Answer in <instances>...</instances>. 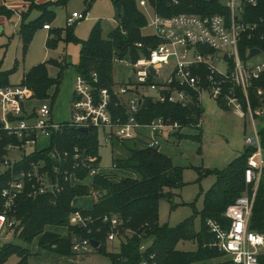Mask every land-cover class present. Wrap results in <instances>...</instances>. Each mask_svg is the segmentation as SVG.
Returning a JSON list of instances; mask_svg holds the SVG:
<instances>
[{
  "label": "built area",
  "instance_id": "1",
  "mask_svg": "<svg viewBox=\"0 0 264 264\" xmlns=\"http://www.w3.org/2000/svg\"><path fill=\"white\" fill-rule=\"evenodd\" d=\"M168 1L174 6L179 3V0ZM221 5L225 13L163 17L148 7L145 0H140L142 9L150 8L154 13L150 23L153 32L149 36L156 38L158 45L149 50L147 57L135 62L113 60L129 63L134 79L119 83L112 93L107 88L94 86L98 83L96 73H91L90 80L77 75L68 122H54L48 102L28 107L33 93L26 86L0 88V140L7 139L0 155V175L10 174L1 191L0 234L15 226L16 202L25 190L33 198L57 195L66 186H90L96 176L108 179L117 171L115 165L100 168L99 155L90 154L89 149H58L53 144L55 136L68 129L80 132L85 129L98 140L102 137L107 144L112 140H140L144 147L159 151L163 141L170 143L173 138L186 136L185 130L202 128V105L207 98L245 120L244 145L253 153L244 174L250 191L246 190L225 210L226 224L207 220L206 226L214 236L213 246L228 255L234 264H261L264 236L251 231L250 223L264 175V149L261 133L256 128L257 123L264 122V88L255 86L264 78V50L245 49L242 57L240 46L243 38L264 42V0H221ZM88 18V12L73 13L67 18V27ZM136 46L141 48L140 44ZM251 49H258L260 53L248 58ZM166 71L168 75L162 78ZM252 91L258 103L255 108ZM148 102L172 105L189 113L184 121L159 117L142 123L139 121L141 107ZM196 109H202V113L198 115ZM40 136L48 139V146L37 143ZM31 154L34 160L28 158ZM26 159H30L26 169L15 171L14 167ZM80 172H85L84 178L78 176ZM90 223L91 218L83 217L80 211H75L68 219L69 226L83 229ZM102 223L109 226L107 242L125 243V237L133 235L123 229L124 223L117 216H106ZM91 240L94 239L72 236V253H91ZM145 246L142 242L138 248L139 264H157L155 254Z\"/></svg>",
  "mask_w": 264,
  "mask_h": 264
},
{
  "label": "trees",
  "instance_id": "2",
  "mask_svg": "<svg viewBox=\"0 0 264 264\" xmlns=\"http://www.w3.org/2000/svg\"><path fill=\"white\" fill-rule=\"evenodd\" d=\"M68 1L59 0L58 4L47 5L49 7V10H46L47 15L41 20L26 22L25 13L20 14L22 24L19 38L23 51L26 50L35 32L42 26H48V31L51 32L47 49L56 48L58 42L62 41L63 32L61 30L52 31L50 23L55 18L54 9L65 5ZM145 1L148 7L163 17L180 14L208 16L226 12L221 5V0H179L176 6L170 5L168 0ZM112 5L115 10L119 11L120 23L106 37L96 25L91 30L88 39L81 44L79 63L76 67L77 75H81L87 80H90L91 73H96L98 83L94 86L107 88L111 93L115 86L113 83V60L135 62L141 57H147L149 50L159 43L156 38L143 35L147 20L140 10L139 0H112ZM13 15L14 12L7 10L6 7H0V16L10 19ZM52 36L53 39H50ZM66 37V43L73 39L71 33H67ZM137 44H140L141 48H138ZM254 47L264 50V42L243 38L240 46L241 56L244 57L245 49ZM49 66L57 68V78H50L47 65L40 64L23 76L21 85L32 91V101L48 102L52 107L67 64L65 60H51ZM15 70L14 68L11 71L0 73V88L9 86L6 78ZM255 86L264 88V78L257 81ZM251 98L253 107H257L258 103L253 91ZM113 100L117 101L115 97ZM220 107L224 108L222 105ZM196 111L198 115L202 113V109H196ZM188 113V111L172 105L148 102L141 107L139 121L149 123L159 117L184 121ZM181 139H191L196 143H201V135L180 136L179 140ZM6 143V138L0 140V155L3 154L2 149ZM53 144L61 150H72L74 147L89 149L90 154L97 156L100 147L96 135H92L90 132L83 133L77 129H68L55 136ZM114 144L125 149L128 155L125 158H113L112 164L115 165L117 172L125 171L132 176L119 180L115 178L117 172H114L108 179L96 176L91 180L90 186H66L57 195L47 194L36 198L31 197L28 190H25L16 202V212L13 215L16 224L8 232L13 233V240L0 246V264H6L13 256L18 258L15 264H29L27 249L15 244L13 242L15 240L28 246L37 239L39 249L68 257L74 255L71 251V238L72 235H77L82 238H93L99 243V247L94 251L105 254L103 246L109 226L103 224L102 219L106 216H117L124 223L123 229L129 230L133 234L130 238L125 237L126 242L120 244L117 253L106 254L111 264H139L138 248L143 240H147L151 244L149 252L155 254L157 264H234L228 255L212 246L214 236L209 232L206 221L212 220L226 224L223 218L225 210L246 190L250 191L251 188H247L245 185L244 174L248 158L252 155L253 150L245 147V152L226 169L205 172V175H214L215 182L204 197L203 208L199 215L201 227L196 233L191 222H184L176 227L159 224V202L167 200L171 203L174 196L172 190L182 187L181 169L174 166L172 160L158 150L144 147L140 140H112L110 145L114 146ZM129 145L132 147L129 148ZM262 145L264 149V140H262ZM33 156L31 154L28 158L33 159ZM30 159L15 166L14 170H25L26 162ZM78 176L84 178L85 172L78 173ZM9 179L8 172L0 175V213L3 204L1 191L6 187ZM89 195L96 196L90 210L73 207L72 202L75 198ZM75 211H80L83 217L91 218L92 223L88 224L86 229L69 226L68 219ZM47 227L64 228L67 233L60 235L46 230ZM250 230L264 236V175L256 194ZM181 242L195 243L196 251L181 252L176 250V245ZM221 257H226L227 261L207 263ZM260 258L261 264H264V255H261Z\"/></svg>",
  "mask_w": 264,
  "mask_h": 264
},
{
  "label": "rangeland",
  "instance_id": "3",
  "mask_svg": "<svg viewBox=\"0 0 264 264\" xmlns=\"http://www.w3.org/2000/svg\"><path fill=\"white\" fill-rule=\"evenodd\" d=\"M58 3L59 0H0V7L4 6L7 10L14 12L10 19L0 16V73L15 68V72L6 79L9 86H16L22 83L23 76L33 67L46 64L48 76L55 79L58 77V70L56 67L49 66V62L51 60H65L67 67L63 72L59 92L52 106L53 121L63 123L70 120V102L74 91V81L77 77L76 67L79 63L82 42L88 39L91 30L96 25L102 30L103 36L106 37L116 29L118 24L115 21V9L112 0H69L65 5L54 9L55 18L50 23L52 31L61 30L63 32L62 41L58 42L56 48L47 49L51 32L43 30L42 26L41 29L35 32L26 50L23 51L19 38L22 24L20 14L25 13L26 22L41 20L47 15L46 10H49L47 5ZM140 10L147 20L143 35H151L153 31L150 23L154 13L150 8H147V10L140 8ZM84 12L89 14L87 20L67 27V18L71 14H82ZM67 33H71L73 37L68 43L65 41ZM50 39H53V36ZM168 73L169 71H166L162 78H165ZM128 78L134 79L132 66L129 63L113 62L114 89H117L118 84L125 82ZM39 105L40 102L35 100L27 104L30 108ZM202 108V128L183 132L186 136L201 135V143H196L191 139L179 140L173 138L170 143L163 141L160 146L161 154L170 158L173 165L181 169L183 185L179 189L172 190L174 196L171 203L167 200L159 202V224L161 226L176 227L181 223L191 222L196 233L199 232L201 227L199 215L203 208L204 197L215 182V176L212 174L205 175V172L226 169L229 164L245 152L244 139L246 138L245 120L240 118L233 110L221 108L215 101L207 98L203 100ZM256 128L261 133L260 138L264 140V122L257 123ZM249 137H252L251 133ZM99 141L100 168H111L113 158L127 157L126 150L119 145L114 144V146H111L104 143L102 137L99 138ZM37 143L40 146H48V139L40 136ZM130 147L132 145H129ZM131 176L132 174L128 172L118 171L115 178L119 180ZM95 200V195L79 197L74 199L73 207L90 210ZM172 205L174 207H171ZM48 231L58 234L64 233L63 229ZM7 233L0 234V245L13 240V233ZM13 242L27 249L29 264H111L106 254L117 253L120 246L117 240L114 242L106 241L103 246L105 254L93 250L86 255L73 253L74 255L65 257L56 252L39 249L37 239L28 246L18 240ZM143 243H146V248L151 247L147 240H143ZM196 249L197 245L193 242H181L176 245V250L181 252H194ZM17 261L18 258L13 256L6 264H15ZM220 261L224 262L227 259L221 257L207 263Z\"/></svg>",
  "mask_w": 264,
  "mask_h": 264
},
{
  "label": "water",
  "instance_id": "4",
  "mask_svg": "<svg viewBox=\"0 0 264 264\" xmlns=\"http://www.w3.org/2000/svg\"><path fill=\"white\" fill-rule=\"evenodd\" d=\"M115 21H116L117 24L120 23L119 11L118 10H115ZM259 53H260V51L258 49H251L250 52H249L248 58H252V57L258 55ZM81 132L86 133V130L82 129ZM90 244H91L93 250H96L99 247V243L97 241H95V240H91Z\"/></svg>",
  "mask_w": 264,
  "mask_h": 264
},
{
  "label": "crops",
  "instance_id": "5",
  "mask_svg": "<svg viewBox=\"0 0 264 264\" xmlns=\"http://www.w3.org/2000/svg\"><path fill=\"white\" fill-rule=\"evenodd\" d=\"M140 1V0H139ZM44 30V29H43ZM46 31V30H45ZM48 31V30H47ZM73 96V95H72ZM159 152H160V149H159ZM161 153V152H160ZM76 199V198H75ZM74 201V200H73ZM72 205H73V202H72ZM52 229H63L64 230V233L63 234H60V235H66L67 231L64 229V228H58V227H47L46 230H52Z\"/></svg>",
  "mask_w": 264,
  "mask_h": 264
}]
</instances>
